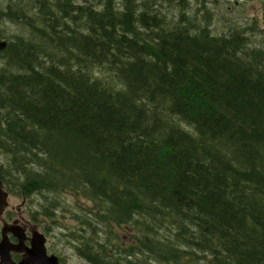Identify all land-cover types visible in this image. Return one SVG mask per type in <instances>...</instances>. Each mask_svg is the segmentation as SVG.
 <instances>
[{
    "label": "trees",
    "instance_id": "1",
    "mask_svg": "<svg viewBox=\"0 0 264 264\" xmlns=\"http://www.w3.org/2000/svg\"><path fill=\"white\" fill-rule=\"evenodd\" d=\"M36 1L0 10L27 28H0V151L21 195L54 221L57 192L81 191L103 221L74 215L64 242L90 264H264V49L185 0L176 20L173 0Z\"/></svg>",
    "mask_w": 264,
    "mask_h": 264
},
{
    "label": "rangeland",
    "instance_id": "2",
    "mask_svg": "<svg viewBox=\"0 0 264 264\" xmlns=\"http://www.w3.org/2000/svg\"><path fill=\"white\" fill-rule=\"evenodd\" d=\"M178 1L179 0H173V4H164V2L161 3L163 4L161 8L162 13L168 14L171 20H176L179 17L181 9L177 6ZM185 2L187 4V8H190V11H186L187 14H190L191 12L193 13L192 15H194L195 12H197L195 15L198 21L196 23H201L202 19L205 18L203 17L205 16L203 10L199 12L201 7H205V9L209 12V16L206 15V17L210 18L212 22H209V29L213 35H227L228 33L230 34L238 31L244 33V35L248 38L251 48L260 47L264 49V0H185ZM7 4H14L16 9L19 8L25 11V15L28 16L34 15V11L32 10L33 5H39L36 0H0V10H5V6ZM45 7L47 8V4ZM52 7L54 6H51L50 8ZM47 15L45 17H49V15ZM32 21L35 24L39 23V21L34 18ZM2 23L3 24L0 25V28L4 31L7 37L22 34L27 29L23 25L20 26L11 22ZM65 43L66 42H64V44ZM8 73H12V69H9ZM5 158L6 157L0 153V162L3 163V169L6 171L5 173L10 179V205L16 206L17 204H20V217L23 220H29L31 223L37 224L40 231L44 232L46 230L50 246H52V248L60 254L64 264H89L86 263L87 261L83 257L76 254L75 249H73L70 244H66L64 241L70 231H75L81 228L80 222L76 220L74 215L88 214L89 212H93L98 215V209L95 208L89 199L82 195L81 191L75 192L71 189H65L59 191V193L57 192V195L60 197V201L64 203V208L59 207L55 214L53 213L54 221L46 218L44 215L39 213V211L42 210L41 207L43 203L45 205V202H43L42 198L39 196L33 195L31 197H25L21 195L20 176L18 174L14 175V171L12 172L11 169L13 168L14 170V166L6 168L5 165L8 160ZM8 169L11 170V172H8ZM47 197L49 200L50 195ZM32 213H34V222L31 221ZM98 216L103 221L102 216ZM92 223L93 226L96 225V221H93ZM108 225L114 234L117 235V239L122 241V244L129 245L134 242L133 232L129 225H122L118 228L114 223H110ZM83 228L87 229V226ZM98 234L103 238L101 232ZM74 243H76V241H74ZM149 264L157 263L152 262Z\"/></svg>",
    "mask_w": 264,
    "mask_h": 264
},
{
    "label": "flooded vegetation",
    "instance_id": "3",
    "mask_svg": "<svg viewBox=\"0 0 264 264\" xmlns=\"http://www.w3.org/2000/svg\"><path fill=\"white\" fill-rule=\"evenodd\" d=\"M2 162H0V182L2 184V189L7 192V206L0 212V240H1V235H2V228L5 225H17L23 229V234H21V237H16L12 233L8 232L7 233V238L8 242L12 245H17L20 242L23 244L21 245V251L18 250H10L9 252V262H1L0 264H21L23 261L24 257H26V251L30 250L32 245V233L37 231L40 232L44 238H45V251L47 256L55 255L58 257L59 264H64L62 262V258L60 254L55 251L52 246H50L47 235H46V230L40 231L39 226L37 224L31 223L29 220H23L21 216V207L20 204H17L16 206H11L9 203V188L11 187L10 185V179L9 176L6 175V171H4ZM9 166V165H7ZM6 166V167H7ZM32 219V216H31ZM32 222L35 220L32 219ZM31 264V263H29Z\"/></svg>",
    "mask_w": 264,
    "mask_h": 264
},
{
    "label": "water",
    "instance_id": "4",
    "mask_svg": "<svg viewBox=\"0 0 264 264\" xmlns=\"http://www.w3.org/2000/svg\"><path fill=\"white\" fill-rule=\"evenodd\" d=\"M7 46V42L0 40V51L4 50ZM7 194L2 190L0 182V212L6 206ZM10 232L16 237H21L23 229L16 225H5L2 228V235L0 240V261L5 263L9 262L10 250L21 251V242L17 245H12L8 242L7 233ZM45 238L42 234L34 232L32 234L31 249L26 251V257H24L21 264H58V258L54 255L47 256L45 251Z\"/></svg>",
    "mask_w": 264,
    "mask_h": 264
},
{
    "label": "bare ground",
    "instance_id": "5",
    "mask_svg": "<svg viewBox=\"0 0 264 264\" xmlns=\"http://www.w3.org/2000/svg\"><path fill=\"white\" fill-rule=\"evenodd\" d=\"M120 3H121V2H120ZM169 3H170V2H169ZM237 3H238V2H237ZM117 4H119V2H118ZM162 5H163V4H162ZM189 5H190V4H189ZM184 6H185V5H184ZM200 6H201V5H200ZM202 6H203V5H202ZM161 8H162V7H161ZM191 8H192V7H191ZM201 8H202V7H201ZM203 8H204V7H203ZM189 9H190V8H189ZM204 9H205V8H204ZM204 9H203V10H204ZM196 10H197V9H196ZM189 11H190V10H189ZM204 12H205V11H204ZM190 13H191V12H190ZM196 13H197V12H196ZM202 15H204V14H202ZM205 15H206V14H205ZM208 16H209V15H208ZM203 17H204V16H203ZM203 17H202V18H203ZM205 18H206V17H205ZM199 19H200V18H199ZM209 19H210V18H209ZM209 19H207V20L209 21ZM207 20H206V21H207ZM208 21H207V22H208ZM213 22H214V21H213ZM211 23H212V22H211ZM215 23H216V22H215ZM207 26H208V25H207ZM207 26H206V27H207ZM210 31H211V30H210ZM243 34H244V33H243ZM217 35H218V34H217ZM263 47H264V46H263ZM8 170H9V169H8ZM11 170H13V169H11ZM54 202H55V201H54ZM57 202H58V201H57ZM54 204H55V203H54ZM63 204H64V203H63ZM49 205H50V203H49ZM46 207H48V206H46ZM55 207H56V206H55ZM49 208H50V206H49ZM54 209H55V208H54ZM53 213H54V212H53ZM49 215H50V212H49ZM49 215H47V216H49ZM50 218H52V217H50ZM97 228H98V227H97ZM99 231H100V230H99ZM69 241H70V240H69ZM67 244H68V243H67ZM69 244H70V243H69ZM73 244H74V243H73ZM73 246H74V245H73ZM78 256H79V255H78ZM80 257H81V256H80Z\"/></svg>",
    "mask_w": 264,
    "mask_h": 264
}]
</instances>
